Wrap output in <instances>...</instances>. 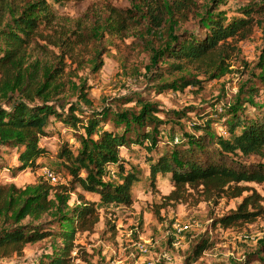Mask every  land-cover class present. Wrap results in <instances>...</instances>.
Wrapping results in <instances>:
<instances>
[{
  "label": "rangeland",
  "instance_id": "obj_1",
  "mask_svg": "<svg viewBox=\"0 0 264 264\" xmlns=\"http://www.w3.org/2000/svg\"><path fill=\"white\" fill-rule=\"evenodd\" d=\"M21 1L16 0L18 3ZM49 1L57 15L56 27L45 33V39L39 38L36 44H31L29 63L33 69L35 66L38 68L29 74V80L35 81L37 86L50 88V103H57L58 109L62 105L64 112L70 104L88 111L79 100L82 89L95 110L105 107L113 112H139L142 105L137 101L140 99L155 104L159 109L156 113L160 120L157 147L148 152L137 145L123 151L121 156L124 168L133 170L139 179L131 187L132 203L129 205H103L95 194L84 192L79 184L72 182L57 153L65 145L76 152L80 146L78 137L83 135V130L69 128L57 117L50 118L45 128L46 136L39 141L47 154L39 159V163L58 172L59 182L51 186L56 190L66 188L70 191L69 206L81 204L78 196L98 204V223L92 231L76 234L79 247L73 255L79 250L81 258L77 262L264 264V251L261 249L264 213L255 221L242 225L223 228L219 223L214 224L220 217L236 210L243 197L253 191L261 197L259 204L264 207V182H242L248 188L242 196L208 201L198 190L188 187L181 191L179 198H171L174 187L170 174L157 175L153 181L149 177V159L166 150L170 152L174 147L169 142L171 138L175 142L181 138L186 141L175 145L181 149L188 147L189 135L200 141L207 151L196 148V155L205 160L206 155H213L215 149H219L214 143L217 138L228 139L231 136L224 121L227 108H237L234 114L227 113L228 119L238 115L242 122H250L261 115L264 110V0H194L196 11L188 13L187 20H182L178 14L172 15L171 19L177 20L172 26L173 34L189 30L200 36L203 30L199 27L196 12L207 11L231 20L244 17V9L253 6L251 13L255 24L251 34L236 44V50L225 61V71L214 78L210 77L211 73L205 74L203 70L206 67L203 69L197 63L188 64L183 71L167 72L173 62L164 54L168 26L157 28L148 22V18L142 17L140 23L132 24L122 32L114 33L109 29L106 19L110 8L131 9L130 0ZM170 2L167 0L168 4ZM78 35L83 37L80 43H77ZM68 44L72 45L69 47ZM98 61L101 65L95 70ZM183 77H194L199 84L177 89L160 87V84ZM207 119L212 120L210 128L205 126ZM108 124L111 126L112 122L109 120ZM118 130L122 131L121 128ZM16 151L0 144V181L14 183L19 188L45 181L40 169L11 174L17 165ZM224 154L231 162L264 168L262 154ZM117 181L113 178V182ZM175 221L191 225L178 246L173 245L172 224ZM21 223L40 225L53 232L60 228L59 222L53 220L52 212L35 220L27 217ZM201 241L209 242L210 246L196 258L193 252ZM53 242L57 247L61 244L59 239L47 237L27 244L20 254L0 256V264L46 262V255L52 253ZM139 245L146 246L147 250H138ZM164 254L168 257L164 258Z\"/></svg>",
  "mask_w": 264,
  "mask_h": 264
},
{
  "label": "trees",
  "instance_id": "obj_2",
  "mask_svg": "<svg viewBox=\"0 0 264 264\" xmlns=\"http://www.w3.org/2000/svg\"><path fill=\"white\" fill-rule=\"evenodd\" d=\"M136 1L130 0L132 8L124 11L111 7L106 26L118 33L140 23L142 17L148 18V22L157 28L168 26L164 54L173 59L167 71L170 74L185 70L188 64L197 63L203 69L206 67L203 72L211 73V78L219 76L225 71V61L236 50V44L251 34L255 24L251 13L253 6L244 9V17L231 20L207 11L196 12L199 27L203 30L200 36L189 30L173 34L172 26L177 20L173 21L172 15L178 14L182 20H187L188 13L196 11L194 0H171L170 4L167 0ZM168 13L170 15L167 16ZM56 20L57 15L49 0H22L19 3L16 0H0V144L17 150V165L11 174L14 176L21 171L42 167L39 159L47 154V150L40 146L39 141L46 136L45 128L54 116L69 128L83 130V135L78 137L80 146L76 152L65 145L57 153L72 182L79 184L84 192L95 194L103 205H129L132 203L131 187L139 179L133 170L124 168L121 156L129 147L143 146L148 152L157 147L160 120L156 113L159 109L155 104L140 99L137 101L142 105L139 112H113L105 107L95 110L82 89L79 100L88 111L70 104L64 112L62 105L59 110L57 103H50V88L37 86L35 81L29 80V74L38 68L35 66L33 69L29 63V48L39 38L45 39L46 32L55 29ZM77 38V43L83 41L81 35ZM71 45L68 44L69 47ZM100 65L98 61L95 70ZM190 84H199V81L194 77H183L160 84V87L177 89ZM227 109L224 121L231 136L214 141L219 149H215L213 155H206L205 160L197 158L196 148L200 151L207 149L189 135L187 148L175 146L186 142L183 138L176 142L171 138L169 142L174 147L170 152L166 150L149 159L152 181L157 175H171L174 187L171 198H179L181 191L188 187L198 190L208 201L221 197L232 199L247 191L242 182H264L262 166L246 167L224 157V153L237 152L264 155V110L250 122H242L238 115L227 118V113L234 114L237 108ZM204 123L210 128L212 120L207 119ZM1 170L0 167V173ZM113 178L118 181L113 182ZM68 191L66 188L56 190L46 181L24 188L0 181V256L20 254L27 244L53 236L61 244L57 247L53 242L52 253L46 255L47 261L40 264H80L77 262L79 250L73 255L79 247L76 234L90 232L98 223V204L78 196L81 204L69 206ZM260 200L261 197L253 191L243 197L236 210L220 217L214 224L227 228L255 221L264 213ZM49 212L53 213V220L59 222V231L21 223L27 217L35 220ZM209 246V242L201 241L194 249V256L198 258ZM261 249L264 251V243Z\"/></svg>",
  "mask_w": 264,
  "mask_h": 264
},
{
  "label": "built area",
  "instance_id": "obj_3",
  "mask_svg": "<svg viewBox=\"0 0 264 264\" xmlns=\"http://www.w3.org/2000/svg\"><path fill=\"white\" fill-rule=\"evenodd\" d=\"M226 132V131H225ZM41 176L45 179L49 184H56L59 182L58 173H56L53 169L42 166L40 168ZM191 229V225L189 223H183L180 221H175L172 224V236H173V245L178 246L183 239V234L188 232ZM138 250L145 252L147 247L144 245H139ZM164 258H167V255H163Z\"/></svg>",
  "mask_w": 264,
  "mask_h": 264
}]
</instances>
